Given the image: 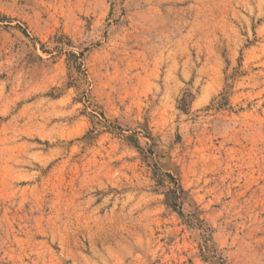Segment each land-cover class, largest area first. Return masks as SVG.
Here are the masks:
<instances>
[{
	"label": "rangeland",
	"instance_id": "1",
	"mask_svg": "<svg viewBox=\"0 0 264 264\" xmlns=\"http://www.w3.org/2000/svg\"><path fill=\"white\" fill-rule=\"evenodd\" d=\"M0 264H264V0H0Z\"/></svg>",
	"mask_w": 264,
	"mask_h": 264
}]
</instances>
